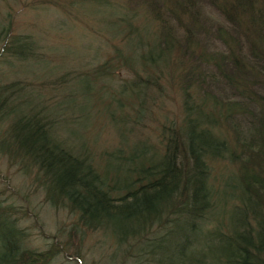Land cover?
Returning <instances> with one entry per match:
<instances>
[{
	"label": "trees",
	"instance_id": "trees-1",
	"mask_svg": "<svg viewBox=\"0 0 264 264\" xmlns=\"http://www.w3.org/2000/svg\"><path fill=\"white\" fill-rule=\"evenodd\" d=\"M40 1L112 52L62 72L38 32L0 23V154L133 264H264V0ZM100 116L124 142L99 155L59 131ZM17 209L0 200V264H52Z\"/></svg>",
	"mask_w": 264,
	"mask_h": 264
},
{
	"label": "rangeland",
	"instance_id": "rangeland-1",
	"mask_svg": "<svg viewBox=\"0 0 264 264\" xmlns=\"http://www.w3.org/2000/svg\"><path fill=\"white\" fill-rule=\"evenodd\" d=\"M84 14L78 12L73 15L67 9L45 5L40 0H0V23L12 28L14 33L38 32L36 36L56 49V53L50 58L54 65L63 67L62 72L66 69H86L88 62L103 61L112 52L110 42L106 37L93 33L91 25L84 19ZM79 54L84 55L82 60L76 57ZM129 77L130 73L124 70L117 76L120 80ZM40 80L43 79L35 81ZM43 89L48 92L49 86L43 85ZM73 98L79 111H83L88 104L86 97H82L77 90ZM171 109L177 111L175 102L172 103ZM102 119L101 116L98 117L99 124H95L91 122L95 117L83 118L76 123L64 118L59 131L66 134L75 133L77 141L84 139L99 155L102 150L113 149L117 142H124L108 121ZM82 127L88 130L84 136ZM131 132L132 136L129 137L132 139L135 129ZM68 142L73 143L74 138L70 137ZM77 144L75 142L74 146ZM79 147L80 144L76 148ZM107 162L115 163L111 157ZM219 166L216 162V168ZM0 200L11 201L18 207L17 212L22 215L19 217L20 225L28 232L30 247L48 250L55 246L54 244L58 245L62 252L52 264H133L129 256L124 259L127 251L122 254V250L116 248L110 232L105 229L83 228L76 214L70 213L68 209L49 206L42 192L32 181L24 177L15 166L10 165L1 154Z\"/></svg>",
	"mask_w": 264,
	"mask_h": 264
}]
</instances>
